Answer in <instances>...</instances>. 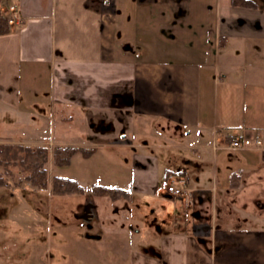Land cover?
Returning a JSON list of instances; mask_svg holds the SVG:
<instances>
[{
  "label": "crops",
  "instance_id": "0c3cea01",
  "mask_svg": "<svg viewBox=\"0 0 264 264\" xmlns=\"http://www.w3.org/2000/svg\"><path fill=\"white\" fill-rule=\"evenodd\" d=\"M254 1L257 8L232 0L0 5L12 19L0 35V144L48 146L49 175L50 166L69 169L87 190L130 192L88 195L93 242L99 203H169L156 225L148 211L134 214L127 264H264V145L226 146L233 137L264 142V0ZM57 146L95 152L58 167ZM80 163L87 171L74 169ZM121 208L108 212L113 225ZM137 236L151 240L137 245ZM77 252L69 255L87 260Z\"/></svg>",
  "mask_w": 264,
  "mask_h": 264
},
{
  "label": "rangeland",
  "instance_id": "374dc122",
  "mask_svg": "<svg viewBox=\"0 0 264 264\" xmlns=\"http://www.w3.org/2000/svg\"><path fill=\"white\" fill-rule=\"evenodd\" d=\"M263 145L261 148H249L262 150ZM87 167L80 163L75 165L74 169L77 172L87 171ZM53 168L50 166L51 190H38L25 182V173L20 167L12 168L13 176H5L6 185L0 187V264H96V261H101L102 264H117L116 258L120 259V264H127L123 258L133 248L129 244L135 237L133 228L130 227L135 225L132 220L134 214L148 211L151 216L149 221L156 225L160 220L155 218V213L164 215V206L169 204L166 200L163 204H157L153 199H142V202L137 199L134 205L128 202L112 205L113 201H101L98 208L101 220L91 223L97 230L94 235L98 241L93 242L86 235L90 225L85 221L84 211L88 205V195L94 194L95 184L90 185L88 190L85 189L84 194H53L50 176L67 178L71 175L68 174L69 169L59 170L55 167L56 170L53 171ZM93 173H97V170H93ZM184 192L182 189L177 198H182ZM119 207H124L121 208L119 217H115L119 224L113 225V216L108 212ZM89 213L94 214L95 210H90ZM119 218L122 219L119 221ZM139 223L141 226L142 223ZM112 226L115 231H107ZM101 229L108 234L98 236L96 233ZM137 238L141 240L137 239V245H142L145 238L151 240L147 236ZM76 251L78 255L86 253L87 260L78 259L77 255H69Z\"/></svg>",
  "mask_w": 264,
  "mask_h": 264
},
{
  "label": "trees",
  "instance_id": "16d2710c",
  "mask_svg": "<svg viewBox=\"0 0 264 264\" xmlns=\"http://www.w3.org/2000/svg\"><path fill=\"white\" fill-rule=\"evenodd\" d=\"M4 0H0V5ZM232 5L245 8H257L254 0H232ZM11 18L2 13L0 7V35L10 33ZM95 151L93 149L57 146L53 150L54 163L58 167L70 166L75 154L81 153L89 158ZM50 148L48 146H26L23 144H0V187L6 185L5 176L14 175L12 168L20 167L25 173L23 180L38 190H48L50 181L46 168L49 162ZM236 180L239 178L236 177ZM52 192L56 195L84 194L85 188L76 180L54 177L52 179ZM240 183L232 184L231 188H239ZM93 193L99 196H108L113 200L130 198V192L113 187L95 186Z\"/></svg>",
  "mask_w": 264,
  "mask_h": 264
},
{
  "label": "built area",
  "instance_id": "2783aa9c",
  "mask_svg": "<svg viewBox=\"0 0 264 264\" xmlns=\"http://www.w3.org/2000/svg\"><path fill=\"white\" fill-rule=\"evenodd\" d=\"M10 10L16 11V6H11ZM262 145H263V139L260 136H258L255 139L233 137L230 139L227 146L229 149H245L249 147L261 148ZM168 191L173 195L178 196L181 193L182 189L176 188L175 186L170 184L168 186Z\"/></svg>",
  "mask_w": 264,
  "mask_h": 264
}]
</instances>
